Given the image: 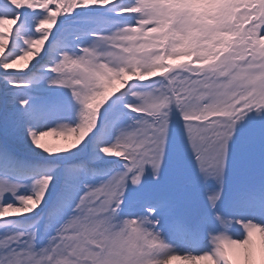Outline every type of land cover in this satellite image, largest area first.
I'll return each instance as SVG.
<instances>
[{
	"label": "snow or ice",
	"instance_id": "snow-or-ice-1",
	"mask_svg": "<svg viewBox=\"0 0 264 264\" xmlns=\"http://www.w3.org/2000/svg\"><path fill=\"white\" fill-rule=\"evenodd\" d=\"M244 220L264 0H0V264H254Z\"/></svg>",
	"mask_w": 264,
	"mask_h": 264
},
{
	"label": "clouds",
	"instance_id": "clouds-1",
	"mask_svg": "<svg viewBox=\"0 0 264 264\" xmlns=\"http://www.w3.org/2000/svg\"><path fill=\"white\" fill-rule=\"evenodd\" d=\"M235 226L241 229L244 239L238 242L232 238L231 228L229 227L227 232L219 234L222 237L221 240L213 239L210 241L213 253H215L217 245L221 255H223L237 246L243 245L246 247L248 243L255 242L258 246V254L254 264H264V226L253 220L237 221ZM198 264H216V262L211 256H204L199 260Z\"/></svg>",
	"mask_w": 264,
	"mask_h": 264
},
{
	"label": "rangeland",
	"instance_id": "rangeland-1",
	"mask_svg": "<svg viewBox=\"0 0 264 264\" xmlns=\"http://www.w3.org/2000/svg\"><path fill=\"white\" fill-rule=\"evenodd\" d=\"M45 142L48 143L49 145L55 147V146H61L63 145L65 142L63 140V138L61 137H53V136H49L45 138Z\"/></svg>",
	"mask_w": 264,
	"mask_h": 264
}]
</instances>
